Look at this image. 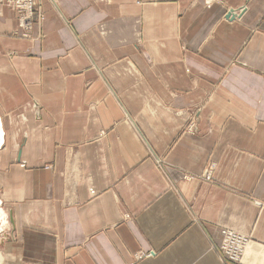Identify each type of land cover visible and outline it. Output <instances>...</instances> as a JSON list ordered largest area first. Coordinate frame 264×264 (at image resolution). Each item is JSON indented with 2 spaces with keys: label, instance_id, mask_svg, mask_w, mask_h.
<instances>
[{
  "label": "crops",
  "instance_id": "obj_1",
  "mask_svg": "<svg viewBox=\"0 0 264 264\" xmlns=\"http://www.w3.org/2000/svg\"><path fill=\"white\" fill-rule=\"evenodd\" d=\"M36 1L0 4L1 264H233L221 228L264 264V0Z\"/></svg>",
  "mask_w": 264,
  "mask_h": 264
},
{
  "label": "built area",
  "instance_id": "obj_2",
  "mask_svg": "<svg viewBox=\"0 0 264 264\" xmlns=\"http://www.w3.org/2000/svg\"><path fill=\"white\" fill-rule=\"evenodd\" d=\"M16 10L20 26H29L35 9V0H7ZM42 17V14H38ZM248 236H240L233 231L221 230L219 250L221 255L235 264H240L248 247Z\"/></svg>",
  "mask_w": 264,
  "mask_h": 264
},
{
  "label": "rangeland",
  "instance_id": "obj_3",
  "mask_svg": "<svg viewBox=\"0 0 264 264\" xmlns=\"http://www.w3.org/2000/svg\"><path fill=\"white\" fill-rule=\"evenodd\" d=\"M0 4H5V5H7V6H9V7H11V8H13L10 4H9V2L7 1V0H0ZM35 9H34V12H33V15H32V18H31V20H30V23H29V26H26V27H23V26H20L19 25V22H18V25H19V28H20V30H21V35H24V36H28L29 34H30V30H31V27H32V23L34 22V19H37V20H40L41 18L39 17V15L38 14H41L40 13V11L37 9V1L35 0ZM14 9V8H13ZM15 10V9H14ZM15 12H16V10H15ZM230 11H227L226 12V17H233L234 18V16L233 15H235V13L232 11V14L231 15H229L228 13H229ZM37 13V14H36ZM16 15H17V12H16ZM17 20H18V18H17ZM190 125V124H189ZM190 127L191 126H188V130H191L190 129ZM221 230H222V228H221ZM220 230V231H221ZM221 236V235H220ZM250 242H251V240H250ZM250 242H249V244H250ZM248 248H249V246H248ZM248 248H247V250H246V252H245V255H244V257H243V259H242V262L240 263V264H242L243 263V261H244V258H245V256H246V254H247V251H248ZM218 250H219V247H218ZM219 253H220V250H219ZM220 255H221V253H220ZM222 256V255H221ZM223 257V256H222ZM224 258V257H223ZM225 259V258H224ZM227 261H229V262H231V263H233V261H231V260H228V259H226ZM233 264H235V263H233Z\"/></svg>",
  "mask_w": 264,
  "mask_h": 264
},
{
  "label": "bare ground",
  "instance_id": "obj_4",
  "mask_svg": "<svg viewBox=\"0 0 264 264\" xmlns=\"http://www.w3.org/2000/svg\"><path fill=\"white\" fill-rule=\"evenodd\" d=\"M190 129H191V127H190ZM222 229H226V230H228V231H233V232H235V233H237L238 235H240V236H248V240H249V242H250V240H251V236L249 235V234H243V233H240V232H237V231H234V230H231V229H228V228H222ZM220 235H221V231H220ZM248 246H249V243H248ZM248 248V247H247ZM1 259H2V255H1V253H0V264H1Z\"/></svg>",
  "mask_w": 264,
  "mask_h": 264
},
{
  "label": "water",
  "instance_id": "obj_5",
  "mask_svg": "<svg viewBox=\"0 0 264 264\" xmlns=\"http://www.w3.org/2000/svg\"><path fill=\"white\" fill-rule=\"evenodd\" d=\"M228 14L231 15V12H229Z\"/></svg>",
  "mask_w": 264,
  "mask_h": 264
}]
</instances>
